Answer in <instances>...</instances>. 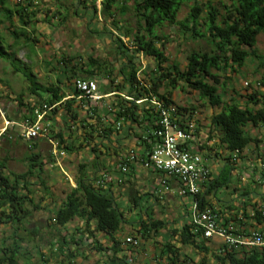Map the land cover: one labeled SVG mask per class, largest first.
<instances>
[{
    "label": "trees",
    "instance_id": "1",
    "mask_svg": "<svg viewBox=\"0 0 264 264\" xmlns=\"http://www.w3.org/2000/svg\"><path fill=\"white\" fill-rule=\"evenodd\" d=\"M84 1L80 0L79 4ZM191 1L194 4L188 17L185 21L179 22L178 18L183 5ZM214 1L207 0V3L199 4L196 0H103V14L112 18L114 26L121 28L119 26L121 21L115 19L114 9L119 11L122 18L132 10L137 19L138 28L125 30L124 33L128 38H131L132 49L127 47L122 40H119L120 44L118 45V52L123 61L121 73L124 78V85H117L116 81L111 79L113 71L103 68V64L93 57L89 58L86 65H75L70 68V71H67L69 74L67 81L70 83L68 86L75 95L80 94L74 86L75 81L102 75V78L109 82V92H118L131 98L129 100L119 95L117 101L110 104V114L113 115L115 122L124 121L131 126L137 124L147 127L145 136H138L147 152L144 158H147L148 153L152 151L156 143L153 132L157 128L159 112L150 101L142 104H137L136 101L150 100L151 97L156 96L167 106H175L184 119L186 115V121L187 115L192 116L193 114L190 112L193 111V108L177 106L172 98L171 89L174 90L177 86L176 77L183 81L188 88L198 92L209 105L221 109L212 117V124L214 129L219 132V143L222 148L230 153L239 152L241 154L251 144L258 143V140L250 134L249 129L258 128L264 124V106H260L263 103L264 94L256 91L248 95L247 101L243 105L236 99L225 102L218 85L220 84L219 73H226L229 70L235 75L243 69L251 57L262 59L256 45L258 36L264 34V0H238L234 10H228V14L225 16L220 14L213 3ZM9 4L10 0H0V14H3L4 18L11 22V26L15 27L13 15L17 13L23 27L21 33L18 32L17 28L11 32L15 43L10 46L1 30L3 20H0V58L5 62L10 61L14 71L19 72L18 63L12 59L13 55L9 56L7 52L8 48L18 45L21 35H25L27 40L31 41L25 30V26L29 25L31 20L28 19L29 14L26 7L21 6L18 10L11 11L8 8ZM87 8H85L86 11ZM96 11L97 8L94 5L91 13L95 14ZM166 24L170 26L180 25L183 34H189L194 40L207 42L213 47L212 51H194L188 56L184 71L180 70L178 64H174L172 67H164L167 62L163 52L165 46L159 45L162 38L158 35L157 30ZM140 54L153 58L157 66L149 79L144 81L137 78L139 72L137 64ZM66 60L63 59L62 63H66ZM72 80L73 83H71ZM58 82L59 85H51L46 88L41 87L37 82L31 84L28 90L31 95L39 97L41 101L39 104L32 105L25 101L24 94L16 97L20 111L25 109L27 112L23 119L33 123L35 110L39 106L48 105L52 107L57 104L62 106L65 96L61 85L64 83L61 80ZM262 84L264 85V80ZM162 89L164 92L160 93ZM70 105V102L65 103L66 107H70ZM7 131L1 137H7ZM103 133L105 135L106 131L103 130ZM53 139L59 140V150L74 152L73 143L67 145L63 134L58 133ZM33 146L30 148L31 150H34ZM50 157L52 159L53 155L51 154ZM26 158L28 170L19 174L8 172V158L0 160V233H4L2 229L6 225L12 227L11 235L0 240V264H33L30 251L26 250L25 254L21 253L26 241L34 240L38 235V231L27 228V223L36 211L42 209L40 203H36L32 179L37 178L46 193H51L46 181L42 179L46 165L42 155L32 151ZM80 174L77 180V188H72L63 205L53 212V217L49 219V226L60 232V227L64 228L76 219H80L86 223V231L90 232L92 237L94 232L90 231L91 224L95 223V232L107 234L116 240L115 235L121 231L124 223L123 213L115 207L110 196L97 191L92 186L84 165L81 166ZM261 178L264 179V170ZM229 181V172L224 171L219 178L207 183L205 185L206 194L201 193L196 199L200 204V209L215 208L208 199L209 195L216 188L222 187ZM138 199L137 194L132 193L130 201L133 205L138 203ZM261 201L264 202V199ZM259 208H261V202L252 205L253 215L249 219L258 225H262L264 224V213ZM243 209L245 211V206ZM238 218L239 215L234 221L241 225L243 220ZM245 218H247L246 214ZM153 225L155 226L157 223L151 224V226ZM151 226L143 225L141 231L143 239L149 237ZM24 232L26 235H23ZM179 234L180 243L183 246L194 247L206 256L200 263H195L189 257H185L184 262L186 264H209L207 256L210 249L206 245L208 240L203 238L200 232H196L192 220L186 222ZM8 240H11L12 243L7 244ZM64 249L61 247L60 251L64 253ZM165 249L166 255H169V264H182L180 263V249L175 248L171 243H167ZM98 250H102V247H99ZM119 250L120 242L115 241V245H113L115 260L119 261L118 264H128L116 257ZM212 257L214 264H264V248L237 250L226 247L223 252L213 253ZM21 261L23 262L21 263ZM44 262L49 263V260ZM68 264L73 263L69 261Z\"/></svg>",
    "mask_w": 264,
    "mask_h": 264
},
{
    "label": "rangeland",
    "instance_id": "2",
    "mask_svg": "<svg viewBox=\"0 0 264 264\" xmlns=\"http://www.w3.org/2000/svg\"><path fill=\"white\" fill-rule=\"evenodd\" d=\"M79 1L10 0L8 8L11 11L18 10L21 6L27 8L28 19L31 22L25 26V30L31 41H28L25 35H21L18 45L8 48L7 54L9 56L13 55L12 59L18 63L17 68H19V72L14 71V67L10 61L5 62L0 58V129L6 126V120L9 121V119L17 117L18 120L23 119V116L27 113L25 109L20 111L16 97L24 94V100L30 102L32 105L41 102L39 97L31 95L28 90L33 82H37L44 88L51 85H59L58 81L60 80L64 83L63 86L70 85L67 81V76L69 75L67 71H70V68L75 65H86L90 57L99 60L103 64V68L113 71L111 79L115 80L117 85H124V78L121 73L123 61L122 57H120L121 54L118 52V45L120 44L119 40H122L127 47L132 49V40L124 33L126 32L125 30H136L138 28L134 13L131 10L122 18L119 11L114 9L113 11L116 14L115 19L121 21L119 24L121 28H119L113 25L112 18L103 14V0H85L80 4ZM196 1L199 4L207 3V0ZM213 3L220 14L225 16L228 14V10H234V6H237L238 0H215ZM193 4L194 2L191 1L183 5L178 18L179 22L185 21ZM94 5L97 8L95 14L91 13ZM85 6L88 7L87 11L85 10ZM0 20H3L1 30L5 34L8 44L13 46L15 39L11 36V32L17 28L18 32L21 33V28L23 27L19 15L17 13L13 15L15 27L11 26V22L4 18L3 14H0ZM157 31L158 35L162 38L159 45L163 44L165 46L163 52L167 58V62L164 65L166 68L178 64L180 70L184 71L187 66V58L190 54L200 50L211 52L213 49L207 42L194 40L189 34H183L180 25L170 26L166 24ZM256 49L262 59L251 57L247 60L243 69L235 75L229 70L226 73H219L220 84L218 88L220 93L223 94L225 102H231L232 99H236V101L241 102L243 105L247 101L248 95L256 91L264 94V85L262 84L264 80V34L258 36ZM63 59H67V64L62 63ZM137 67L139 68L138 74L141 81L148 80L149 76L157 68L155 60L143 54L139 55ZM176 79L177 86L174 90L171 89L172 98L177 106L193 108V111H190L193 114L192 116L187 115L186 123L195 122L197 126L195 145L202 144L203 141L206 142L207 140V142L210 141L212 144L217 145L216 148L221 149L219 132L214 129L212 124V117L220 112L221 109L212 107L198 92L188 88L178 77ZM106 82L109 84L108 81ZM71 83H73V80ZM163 92L164 89L160 91V93ZM262 100L263 103L260 106H264V98ZM184 117L186 120V115ZM66 120L68 122V119ZM58 122L63 123V131L70 132L66 127L69 125V122L67 123L64 119L61 120V118ZM57 123H54L56 126L53 125L52 130H49V138L60 133L61 130L58 129L61 127H58ZM9 138V134L7 137H0V160L8 158V172L24 173L28 170V162L25 160V157L32 151H35L30 149L33 144L29 147L17 139L9 140ZM56 141L58 142L59 140ZM74 141L77 142L76 139ZM65 143L68 145L71 142L65 140ZM253 147L254 145L251 144L250 148L253 149ZM51 151L52 146L47 142L45 145H41V151L39 152L46 162L42 179L46 181L52 194L48 195L46 193L37 178L32 179L35 190L34 197L36 203H40L42 209L36 211L33 217L29 219L27 228L38 231L34 244H36L35 246L37 244L42 245V252L44 254L42 256L40 252L38 253V249L33 251L29 248V244L23 246L21 253L25 254L26 250H28L32 257L31 252H33L35 255L33 257V264H66L65 257H68V253L57 258H53L52 256L55 248H51V243H56L64 233H59L54 228H51L49 226V219L53 217V212L63 204L67 194L73 188L70 180L75 181V178L79 176L81 163H85L89 167L91 166L90 162L87 161V153L84 150H80L71 159L67 155L68 158L66 160L68 162L63 166V170L61 167L56 168L49 159ZM224 154H226L225 150H223ZM259 173L258 176H261L263 171L260 170ZM233 182L236 186L238 185V181ZM151 214L152 212L149 213L150 217H152ZM132 220L133 222L139 221L141 217L135 215L132 216ZM77 223L78 221L76 220L74 227L66 231L68 234L66 237L69 239L70 236L76 235L79 237L78 239L81 236L82 241H86V230H81V228L75 230L78 227ZM2 231L4 233H0V240L11 235L12 227L6 225ZM23 235H26V233L24 232ZM27 242L29 243V241ZM10 243L12 241L8 240L7 244ZM83 243L84 245L80 246L78 251L82 255L73 264H91L90 258L92 259V255H87L90 247L87 242ZM147 245H150V242ZM148 251H150V248H148ZM197 252L192 247H186V257L191 258L195 263H198L200 260ZM150 253H153V251H150ZM212 256L208 261L210 264H214ZM101 257L103 258L102 255ZM47 259L49 263L44 262ZM95 264H101V260H96Z\"/></svg>",
    "mask_w": 264,
    "mask_h": 264
},
{
    "label": "crops",
    "instance_id": "3",
    "mask_svg": "<svg viewBox=\"0 0 264 264\" xmlns=\"http://www.w3.org/2000/svg\"><path fill=\"white\" fill-rule=\"evenodd\" d=\"M102 77L101 75L91 78L99 82L100 93H105L104 95L107 96L100 104L95 105L91 100L83 98L80 94L75 95L68 85H65L66 87L61 85L65 96L62 106L58 104V107L49 112L45 118L44 124L49 126L51 130L53 125H55L54 123H57L60 118L61 120L64 119L65 122L68 119L69 125L66 127L71 133L63 131V123L58 122L57 126L61 127L58 130H61L60 133L63 134L65 140L73 143L75 147L73 153L58 149L59 152L64 151L65 154L64 156L55 157L53 155L54 146L52 141L56 143L59 141L57 142L53 137H50V140L43 137L29 141L20 139L22 124L27 119L18 120V117L11 118L9 121L6 120V126L1 128L2 130L8 129L9 140L16 138L25 146L36 145L33 147L35 152L38 153L41 151V145H45L48 142L52 146L50 153L53 155L52 159L51 157L49 159L52 160V165L56 166V168L61 167L62 170L65 163L68 162L66 160L68 158L67 155L71 159L78 151L84 150L88 155L87 161L90 162L91 168L85 163H81V166L83 164L86 167L89 182L97 191L110 196L115 207L123 213L124 223L121 231L115 235L116 240H113L107 234L95 232V223L91 224L90 229L91 232H94L93 237L90 232L86 231V241H82L81 236L78 239L79 237L76 235L70 236L68 239L66 231L74 227L76 220L78 221V227L75 230L80 228L81 230H86V223L80 219H76L64 228L60 227V232L64 234L56 243H51V248H55L52 256L57 258L68 253V257H65V263L68 264L69 261L75 263L78 261L79 256L82 255V253L78 252L79 247L84 245L83 242H87L90 247L87 255H92V259L90 258L91 264H95L96 260H101V264H118L119 261L115 260L113 245H115V241H119L120 250L116 257L124 261V263L169 264V255L165 253V245L171 243L175 248L180 249V263L186 264L184 262L186 246L180 243L179 233L186 222L192 220L194 199L182 194L183 186L176 179H168L169 190L166 191L162 185L164 175L152 168H146L142 164L141 159L147 155V152L138 136L144 137L147 127L137 124L131 126L124 121H120L121 127L117 129L119 122H115L108 107L111 103L117 101L119 95L122 96L123 94L109 92L108 84ZM67 102H70V107L65 106ZM1 129L0 135L2 133ZM103 130L106 131L105 135ZM249 132L252 137L258 140V143L252 144L254 145L253 149L249 146L241 154L230 153L222 147L221 149L216 148L217 145L212 144L210 141L207 142V140L206 142L203 141L202 144L195 145L194 143L191 146L193 151L201 153L208 160L212 169V180L219 178L224 171L229 172L230 181L222 187L216 188L208 199L219 211L223 223H236L234 219L239 215L238 219L243 220L241 225L245 229V233L253 230L264 231V224L258 225L249 219L253 215L252 205L262 202L261 200L264 199V179L258 176L260 170H264V124L258 128L249 129ZM75 139L77 142L74 141ZM223 150L226 151L224 155ZM132 152L137 155L138 162L130 164L127 173H123L120 166L126 162ZM25 160H27L26 157ZM79 176L75 178V181L70 180L73 188H77ZM233 181H238V185L236 186ZM206 191L207 188L204 189L203 194H206ZM132 193H136L139 198L138 203L134 205L130 201ZM47 194L51 195L52 192ZM244 206L245 211L243 209ZM150 212H152V217L149 216ZM245 214L247 218H245ZM135 215L140 216L141 220L133 222L132 216ZM154 223H157V225L151 226ZM144 224L151 226V229L148 228L151 232L147 239L141 237ZM29 229L32 230L31 228ZM127 237L137 238L140 241V246L136 248L124 244V240ZM28 241L29 243L26 241L25 244H29L30 249L33 251L38 249V253L44 254L42 245L37 244L35 246V239ZM148 242H150V245H147ZM220 244L221 240L219 238L207 241L206 245L210 249V253L207 256L208 261L213 253L219 252ZM61 247L65 248L64 253L60 251ZM99 247H102V250L99 251ZM148 248L153 253H150ZM192 248L198 251L197 253L200 257L198 263L206 258L201 251L194 247ZM31 253L33 262L35 255L33 252Z\"/></svg>",
    "mask_w": 264,
    "mask_h": 264
},
{
    "label": "built area",
    "instance_id": "4",
    "mask_svg": "<svg viewBox=\"0 0 264 264\" xmlns=\"http://www.w3.org/2000/svg\"><path fill=\"white\" fill-rule=\"evenodd\" d=\"M137 78L140 80L139 74ZM74 86L83 98L91 100L95 105L100 104L107 97L100 93L99 84L95 80L78 79ZM122 96L131 100L124 94ZM146 101H150L159 112V120L153 132L156 143L147 158L141 159V162L146 168H152L164 175L162 185L166 191L169 190L168 179L180 181L183 186L182 194L194 199L192 222L196 232H200L207 240L219 238L221 240L219 252H223L226 247L237 250L264 248V231L253 230L245 233L244 228L238 222L223 223L216 208L200 209V204L196 199L201 193L203 194L205 185L212 181V169L204 155L191 149L196 142L197 126L195 122L186 123L175 106H167L156 96L151 97L150 100L136 101V103L142 104ZM56 107L58 104L52 107L39 106L35 110V121L33 123L28 120L23 122L20 138L27 141L41 137L50 140V129L44 122L47 114ZM108 108L111 112L110 106ZM120 127L119 122L117 129ZM6 131L7 128L3 129L0 137ZM52 144L54 146L53 155L55 157L64 156V151H58V143L52 141ZM135 162H138V157L132 152L126 162L120 166L121 171L127 173L130 164ZM259 210L264 213V202H261ZM124 244L138 248L140 241L134 237H127Z\"/></svg>",
    "mask_w": 264,
    "mask_h": 264
}]
</instances>
